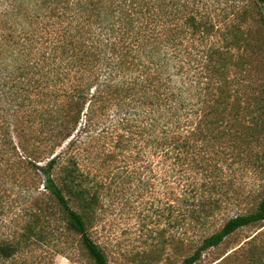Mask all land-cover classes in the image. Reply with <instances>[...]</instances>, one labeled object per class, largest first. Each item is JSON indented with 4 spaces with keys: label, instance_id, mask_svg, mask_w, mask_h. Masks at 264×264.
<instances>
[{
    "label": "trees",
    "instance_id": "16d2710c",
    "mask_svg": "<svg viewBox=\"0 0 264 264\" xmlns=\"http://www.w3.org/2000/svg\"><path fill=\"white\" fill-rule=\"evenodd\" d=\"M263 13L264 0H0V176L38 178L93 264H109L89 232L108 201L132 203L157 246L193 243L180 264L245 227L214 264H264V189L211 230L264 169ZM37 223L0 234V260L36 264Z\"/></svg>",
    "mask_w": 264,
    "mask_h": 264
},
{
    "label": "rangeland",
    "instance_id": "374dc122",
    "mask_svg": "<svg viewBox=\"0 0 264 264\" xmlns=\"http://www.w3.org/2000/svg\"><path fill=\"white\" fill-rule=\"evenodd\" d=\"M261 32L264 35V22ZM253 77L255 84L260 83L264 86L262 66H253ZM39 174L43 177L41 172ZM1 175L0 234H17L35 221V224L38 222L37 231L44 232L33 245L36 264H93L81 244L80 236L66 228L63 213L38 178L21 173L15 178H10L3 172ZM241 183L243 191L248 190L249 197L241 196L236 200H228L226 209L217 215L211 230L217 229L226 216L254 208L264 189V169L260 170L259 166L254 168L253 172L242 177ZM138 201L139 199L134 203ZM133 208L132 203L121 208V205L108 201L97 212L94 226L89 229L92 238L104 249L109 264H142L144 260L151 261L152 264H180L182 259L192 252L195 246L193 243L182 245L179 251L174 253L169 244L157 246V238L139 235L136 225L137 212H134ZM37 216H40V221ZM254 229V227L240 229L218 248L203 253L196 264H214L217 261L213 262L215 257L226 250L230 252L238 247L247 235L255 231ZM151 250H157L158 253L163 250L165 258L159 263L154 262L156 251ZM28 261L25 253H21L12 260H0V264H27Z\"/></svg>",
    "mask_w": 264,
    "mask_h": 264
}]
</instances>
